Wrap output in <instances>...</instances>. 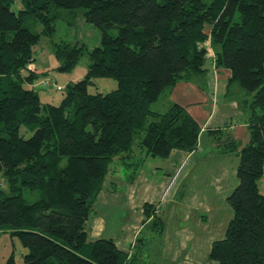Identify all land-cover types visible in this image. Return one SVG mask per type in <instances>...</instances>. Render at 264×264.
Here are the masks:
<instances>
[{"label": "trees", "instance_id": "obj_1", "mask_svg": "<svg viewBox=\"0 0 264 264\" xmlns=\"http://www.w3.org/2000/svg\"><path fill=\"white\" fill-rule=\"evenodd\" d=\"M59 10L80 11L99 41L92 50L54 44L59 72L89 59L85 76L54 104L32 87L31 65L41 35L55 30L51 11ZM29 17L40 34L24 26ZM206 41L215 67L231 73L228 86L244 94L249 132L241 147L222 130L206 133L216 135L220 155L238 157L226 198L233 216L208 257L264 264V0H0V232L19 240L22 264H160L151 255L160 253L165 222L155 206L143 205V227L128 252L108 238L89 242L86 223L112 168L131 183L147 157L198 147L201 128L184 108L158 113L151 105L204 74ZM99 78L115 80L116 89L90 94ZM4 264H17L13 254Z\"/></svg>", "mask_w": 264, "mask_h": 264}, {"label": "rangeland", "instance_id": "obj_2", "mask_svg": "<svg viewBox=\"0 0 264 264\" xmlns=\"http://www.w3.org/2000/svg\"><path fill=\"white\" fill-rule=\"evenodd\" d=\"M51 14L56 16L54 32L50 36L41 35L39 44L34 47L35 60L31 68L35 69L36 78L32 87L34 86L43 101L57 104L62 99L67 85L85 76L89 59L84 55L74 69L69 72H59L56 70L58 61L53 55L54 44L63 41L72 44L80 43L87 49L92 50L98 44L99 30L93 25L86 23L80 11L59 10L51 11ZM24 26L32 33L40 34L42 30L40 23L31 17L27 18ZM208 43L209 45L203 44V47L207 50V58H212V56L214 57L213 49L209 41ZM212 60L206 62V68ZM41 83H47V86L44 87ZM55 86H60L63 91L58 92ZM116 87L117 83L115 80L99 78L93 80L88 87V91L90 94L109 93ZM235 87L240 90L237 84ZM169 92L170 90L162 93L157 102L151 105L152 111L164 112L171 107ZM21 134L26 138L31 136V132H26L23 128L21 129ZM213 140L215 141V139ZM232 155L234 156L230 157ZM235 156V154L222 155V158H216L210 162L200 164V167L196 168L194 172L192 181L186 187L184 185L179 187V196L183 198L180 197L182 202L175 209L177 215L172 218L166 216L163 219L165 222L164 237L166 234L169 257L167 261L169 264H209L207 258L209 259L210 245L214 240H220V238L224 237L227 225L233 216L231 207L226 203V198L232 192L230 187L233 186L234 188L237 184L238 157L236 156V158ZM154 159L155 161H153ZM154 159L147 157L143 160L139 169L147 177L148 181L152 179L150 178V171H155V168L160 167L163 163L162 159ZM151 161L153 162L150 166L149 162ZM207 175L217 176V180L213 178L206 180ZM161 177L162 175H157L154 180L159 181ZM127 183L130 182L127 181ZM259 188L260 193H264V178L260 181ZM95 207L99 211L98 203ZM113 207V204L112 206H107L110 209L107 214L109 217H107L109 219L108 225L119 224L118 226H121V222L124 221L123 219L126 215L120 214L119 220H113V215H116ZM163 209H165L164 206L162 207ZM118 226L116 229H118ZM23 252V248L16 237L10 236L8 232H0V264H4L6 257L11 254H13L17 264H22L20 255ZM151 258L152 262L159 263L161 259L160 253H155L154 256L152 254Z\"/></svg>", "mask_w": 264, "mask_h": 264}, {"label": "crops", "instance_id": "obj_3", "mask_svg": "<svg viewBox=\"0 0 264 264\" xmlns=\"http://www.w3.org/2000/svg\"><path fill=\"white\" fill-rule=\"evenodd\" d=\"M204 44L209 45L208 41ZM209 60H212V62H210L204 74L176 83L169 92L170 104H176L184 108L201 128L200 143L197 149L189 153L173 150L167 159L162 160L163 163L160 167L155 168V171H150L151 181H148L143 172L139 171L135 180L127 183V176L123 170L121 168L113 170L112 168L105 177L102 190L86 223L87 240L89 242L108 238L114 241L118 249L128 252L136 234L138 235L143 225L142 206L146 202L155 206L156 214L163 219L166 216L168 218L176 216L177 211L175 212V209L178 204H181L183 198L179 196V187H182L181 185L186 187L192 181L194 172L196 168L200 167V164L222 158V155L219 154V148L213 140L216 135L207 136L208 131L222 130L226 136H230L240 147L249 142L246 111L243 110L241 104L244 101V94L241 89L235 87L236 84L228 86L231 76L229 70L216 68L213 56ZM153 161L149 162L150 166ZM157 175H162L161 180H154ZM210 178L217 180V176L214 175H207L206 180ZM175 187L177 188L175 189ZM230 188L234 189L233 186ZM97 203L99 211L95 207ZM112 204L116 213V215H113V220H119L120 214L126 215L124 221L121 222V226H118L119 224L108 225L109 217L107 214L110 209L107 206H112ZM163 206L165 209L162 210ZM117 226L118 229H116ZM160 257V264H169L167 261L169 257L166 234L160 249ZM207 262L217 264L208 258Z\"/></svg>", "mask_w": 264, "mask_h": 264}, {"label": "built area", "instance_id": "obj_4", "mask_svg": "<svg viewBox=\"0 0 264 264\" xmlns=\"http://www.w3.org/2000/svg\"><path fill=\"white\" fill-rule=\"evenodd\" d=\"M49 82V81H48ZM41 84H43L44 85V87L45 86H47V83H41ZM52 86H54V85H52ZM56 87V89L58 90V91H60L61 90V87L60 86H55Z\"/></svg>", "mask_w": 264, "mask_h": 264}]
</instances>
